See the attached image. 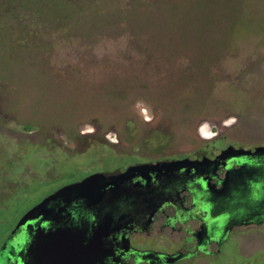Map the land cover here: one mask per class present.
<instances>
[{
    "label": "rangeland",
    "instance_id": "1",
    "mask_svg": "<svg viewBox=\"0 0 264 264\" xmlns=\"http://www.w3.org/2000/svg\"><path fill=\"white\" fill-rule=\"evenodd\" d=\"M46 1L0 0V246L8 207L102 155L264 147V0ZM210 264H264V227Z\"/></svg>",
    "mask_w": 264,
    "mask_h": 264
},
{
    "label": "flooded vegetation",
    "instance_id": "2",
    "mask_svg": "<svg viewBox=\"0 0 264 264\" xmlns=\"http://www.w3.org/2000/svg\"><path fill=\"white\" fill-rule=\"evenodd\" d=\"M199 137L168 155H102L76 178L32 189L6 211L0 264H25L17 254L50 236L62 245L68 239L72 264H210L238 230L264 223L234 226L220 238L223 182L249 148L219 134Z\"/></svg>",
    "mask_w": 264,
    "mask_h": 264
},
{
    "label": "water",
    "instance_id": "3",
    "mask_svg": "<svg viewBox=\"0 0 264 264\" xmlns=\"http://www.w3.org/2000/svg\"><path fill=\"white\" fill-rule=\"evenodd\" d=\"M240 152L244 161L239 169L227 171L219 196V208L224 213L219 225L221 239L234 226L250 222L264 223V147L241 149ZM4 246L0 250V259L6 248ZM21 254L17 256L22 260L24 258L25 264H72L71 258H76L68 239L62 245L51 236L46 240L41 238L38 242H31L24 257Z\"/></svg>",
    "mask_w": 264,
    "mask_h": 264
},
{
    "label": "trees",
    "instance_id": "4",
    "mask_svg": "<svg viewBox=\"0 0 264 264\" xmlns=\"http://www.w3.org/2000/svg\"><path fill=\"white\" fill-rule=\"evenodd\" d=\"M35 2H36V4H38L39 6L42 4V2H43V4H44V6H45V3H47L48 1H46V0H34ZM49 1H52V0H49ZM71 1H76V3L78 4L79 3V1L80 0H71ZM78 6V5H77ZM41 7V6H40Z\"/></svg>",
    "mask_w": 264,
    "mask_h": 264
}]
</instances>
